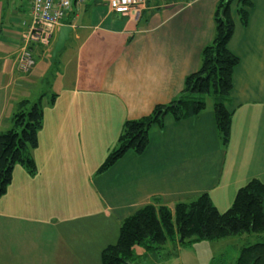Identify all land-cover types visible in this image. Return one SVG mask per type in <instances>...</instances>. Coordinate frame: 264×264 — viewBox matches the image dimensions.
<instances>
[{
    "label": "crops",
    "instance_id": "1",
    "mask_svg": "<svg viewBox=\"0 0 264 264\" xmlns=\"http://www.w3.org/2000/svg\"><path fill=\"white\" fill-rule=\"evenodd\" d=\"M218 1L147 0L139 14L121 16L108 0H87L65 16L72 31L56 60L59 29L49 46L32 45L35 64L23 75L14 58L29 4L0 0V133L17 102L44 95L36 171L16 164L0 196V264H101L120 222L153 200L172 210L207 193L222 213L245 183L264 185V0H252L246 25L231 9L228 49L238 64L228 145L207 97L204 111L152 128L142 152L128 150L98 171L124 123L172 101L198 69Z\"/></svg>",
    "mask_w": 264,
    "mask_h": 264
},
{
    "label": "trees",
    "instance_id": "2",
    "mask_svg": "<svg viewBox=\"0 0 264 264\" xmlns=\"http://www.w3.org/2000/svg\"><path fill=\"white\" fill-rule=\"evenodd\" d=\"M233 5L241 24H247L252 0H219L213 15L214 34L211 42L201 50L198 69L187 75L182 91L172 101L156 105L150 114L124 123L115 148L108 152L98 171L106 170L128 150L142 152L152 128H162L167 120H182L204 111L206 95L214 99L212 109L217 131L223 145H228L232 111L226 107V102L233 86L232 70L238 64L237 56L228 49L235 31ZM43 97L33 103L27 99L17 102L10 127L0 133V196L5 194L16 164L30 174L36 171L32 150L37 147V133L43 121ZM54 97L51 96V101ZM233 199L231 206L222 213L207 193L179 201L172 210L153 200L120 222L117 240L101 249L100 262L127 264L134 257L133 246L139 243L157 247L168 240L186 244L191 239L212 240L264 233V185L257 179L250 180L240 187ZM234 264H264V241L240 248Z\"/></svg>",
    "mask_w": 264,
    "mask_h": 264
},
{
    "label": "rangeland",
    "instance_id": "3",
    "mask_svg": "<svg viewBox=\"0 0 264 264\" xmlns=\"http://www.w3.org/2000/svg\"><path fill=\"white\" fill-rule=\"evenodd\" d=\"M39 96L38 93L30 102H35ZM258 241H264V233H246L212 240L191 239L186 244H180L179 240H168L157 247L151 243H139L133 246L134 257L127 264H234L240 248Z\"/></svg>",
    "mask_w": 264,
    "mask_h": 264
},
{
    "label": "built area",
    "instance_id": "4",
    "mask_svg": "<svg viewBox=\"0 0 264 264\" xmlns=\"http://www.w3.org/2000/svg\"><path fill=\"white\" fill-rule=\"evenodd\" d=\"M87 0H27L31 21L28 28L21 35L19 50L15 55L16 71L27 74L35 64L33 52L24 46L37 43L42 48L49 46L57 30L72 6L79 7ZM147 0H108L109 11L118 15H128L132 11L138 14L143 10Z\"/></svg>",
    "mask_w": 264,
    "mask_h": 264
},
{
    "label": "water",
    "instance_id": "5",
    "mask_svg": "<svg viewBox=\"0 0 264 264\" xmlns=\"http://www.w3.org/2000/svg\"><path fill=\"white\" fill-rule=\"evenodd\" d=\"M72 31L71 26L69 25H63L59 28L58 33H57V38L55 40V43L53 45V50L51 53V59L56 60V55L59 53L61 50L64 49V45L69 39L70 35L69 33Z\"/></svg>",
    "mask_w": 264,
    "mask_h": 264
},
{
    "label": "bare ground",
    "instance_id": "6",
    "mask_svg": "<svg viewBox=\"0 0 264 264\" xmlns=\"http://www.w3.org/2000/svg\"><path fill=\"white\" fill-rule=\"evenodd\" d=\"M62 26H63V25H62ZM33 44H37V43L32 42L31 44H27V45H25L24 47L27 48V50H28L29 52H31V51L33 50V48H31Z\"/></svg>",
    "mask_w": 264,
    "mask_h": 264
}]
</instances>
